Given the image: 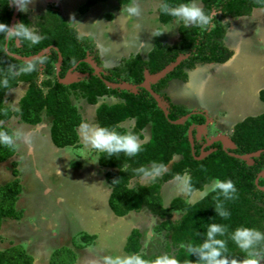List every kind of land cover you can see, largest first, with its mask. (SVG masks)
I'll use <instances>...</instances> for the list:
<instances>
[{"label":"trees","instance_id":"16d2710c","mask_svg":"<svg viewBox=\"0 0 264 264\" xmlns=\"http://www.w3.org/2000/svg\"><path fill=\"white\" fill-rule=\"evenodd\" d=\"M90 1L94 3L100 0ZM90 1L83 10L89 7ZM116 1L120 5H127L133 0ZM163 2L176 6L180 3H189L191 0ZM199 2L205 13L214 17L212 25L207 30L186 27L180 23L179 40L176 44L171 46L156 44L145 59L138 54L124 59L119 67L109 70L108 75H103L102 78L113 83L138 85L142 83L145 72L154 75L175 62L179 56H186L171 72L150 86L153 92L163 98V91L169 82L187 81V71L202 64H224L230 59L232 51L223 44L229 20L248 17L255 9L264 10V0H199ZM13 11L14 6L10 0H0V23L9 26ZM158 20L160 24L165 25L173 18L158 8ZM21 22L29 27L32 25L27 14L18 12L16 23ZM35 25L42 37L35 45L16 39H9L6 43L4 35L0 34V122H2L0 130H6L11 134L4 123L12 116L18 117L19 122L29 126L39 125L43 117H46L50 119V139L56 148L77 146V128L82 119L71 98L82 99L89 106H95L100 99L110 97L117 99V102L111 105L106 103L98 105L95 110L96 123L102 127L115 128L118 132H125L127 130L120 125L127 120H133L134 126L131 131L142 139L141 132L149 127L150 137L143 145V150L135 157H127L123 153L112 157L100 154L98 164L105 170V183L110 189L107 200L110 211L119 218L130 212L144 210L150 212L160 220L154 231L163 233L165 251L171 252V256L177 258L180 264L188 262L195 264L196 257L190 256L180 245L202 243L206 238L207 226L212 223L225 225L228 229L225 236L217 237L227 242L228 252L225 255L229 259H245L246 254L240 251L230 237L239 227L252 228L264 233V192L259 189L264 186V177L259 178L257 185L255 184L258 173L264 169V111L257 116L245 118L233 127L230 140L235 146L234 149L225 151L220 143H216V150L197 160L196 157L200 155V143H196L193 131L192 152L187 131L192 124H202L203 116L192 115L180 125L172 124L171 122L189 114L190 111L183 105L168 103V116L165 117L146 90L139 88L135 94L107 88L102 79L94 75L92 68L83 62L77 65L75 71L88 74V77L70 85L59 83L58 80L63 78L68 70L87 57H91L99 64L97 53L93 46L84 45L79 41L76 30L70 27L57 11H53L52 7L38 18ZM47 47H52L48 55L32 61L36 64L35 71L19 75L9 72V65H15L18 70L27 64L13 55L30 57ZM58 53L62 57V63L56 76ZM5 78L8 80L7 87L3 85ZM19 83H26L27 90L19 100L17 108L19 110L15 111L5 106L4 99L5 94L16 88ZM258 98L264 103V89L259 91ZM257 151H260V154L254 157L250 164L230 156ZM13 154L14 149L0 145V162L9 159ZM175 156L179 157L178 161L173 162L164 175L148 185L135 184L133 188L129 187L131 180L141 178L138 169L148 168L153 162L168 166ZM185 172L191 177L194 191H202L204 186L215 179L233 181L237 189V198L224 201L226 210L230 212L228 219H223L215 213L214 196L217 193L212 191L193 204H187L183 199L175 197L167 207L163 206L159 192L161 184L174 180L178 174L183 175ZM13 174L15 176L16 171ZM20 192L18 178L0 186V225L4 219L21 218L22 212L15 209ZM174 212L180 217L176 221H171L170 217ZM94 238L92 235L84 234L81 241L88 245ZM140 238L139 230H132L123 251L128 255H142L145 259H155L160 255L144 253ZM260 249H264V243L259 246L258 250ZM58 253L55 252L52 256L55 257ZM68 259L69 264H74L75 257ZM53 262L51 259L50 264H55ZM0 264H32V258L20 247L11 246L0 251Z\"/></svg>","mask_w":264,"mask_h":264},{"label":"rangeland","instance_id":"374dc122","mask_svg":"<svg viewBox=\"0 0 264 264\" xmlns=\"http://www.w3.org/2000/svg\"><path fill=\"white\" fill-rule=\"evenodd\" d=\"M88 1L33 0L24 14L32 22L30 27L39 34L35 23L52 7L76 30L79 41L93 46L99 59L96 65L104 75L134 55L145 59L156 44L171 46L179 40L180 24L173 19L163 25L158 20L161 0H136L141 10L138 17L128 12L133 1L127 5H120L116 0L90 1L89 7L83 10ZM197 2L200 4L199 0ZM229 22L223 44L232 51L230 59L224 64L199 65L187 71L186 82L173 80L163 91L162 99L167 107L169 104L183 105L190 112L205 114L208 124L216 121L213 133L206 126L199 131L194 129L195 140L207 134L211 139L216 136L229 139L236 124L264 111V103L258 98L259 91L264 89V10L255 9L248 17ZM162 31L169 32L155 36ZM26 90L27 84L19 83L5 94V106L17 109ZM71 101L82 121L96 123L98 105H111L117 99H100L95 106L74 97ZM4 125L11 133L20 131L29 135L32 143L29 147L22 140L17 141L18 148L14 149L13 156L0 162V186L15 178L20 182L21 192L15 209L22 212L19 220H2L0 251L11 246L20 247L32 258V264H50L51 259L55 264H69L70 257H75L74 264H93L106 255H128L123 251L126 239L132 230L138 229L144 253L171 256V252L165 251L163 233L154 231L160 220L150 212H130L119 218L110 211L105 170L98 163L92 164L90 156L88 161L81 159L83 157L76 151L82 147L78 133L77 146L60 149L51 142L49 118L43 117L39 125L29 126L12 116ZM120 126L131 130L134 121L127 120ZM141 135L142 140L147 137L148 141L149 127ZM178 159L175 156L168 169ZM150 183V180L133 179L129 187ZM159 192L164 207L175 197L187 204L200 200V191H193L190 196L178 195L174 180L162 183ZM189 199L194 202L188 203ZM179 217L174 212L170 220L176 221ZM84 234L95 238L86 245L81 241ZM55 252L59 253L53 257Z\"/></svg>","mask_w":264,"mask_h":264},{"label":"clouds","instance_id":"9594fccd","mask_svg":"<svg viewBox=\"0 0 264 264\" xmlns=\"http://www.w3.org/2000/svg\"><path fill=\"white\" fill-rule=\"evenodd\" d=\"M11 4L16 7L18 12L27 13L28 5L33 3V0H10ZM159 10L174 19L177 24L183 23L186 27H198L202 30H207L212 25L213 15L206 14L203 7L197 0H191L189 3H180L176 6L161 2L158 4ZM130 16L138 17L140 15V7L136 0H133V5L128 8ZM73 22H75L73 20ZM169 31H162L155 34L160 36ZM0 34H3L6 40L16 39L29 42L30 45L38 44L42 37L34 28L25 25L24 23H16L9 27L7 24L0 23ZM154 36V37H155ZM103 55V48L100 49ZM42 62V61H41ZM9 72L13 75L20 73H28L36 70L34 62H28L26 66L16 69L15 65H9ZM4 87L8 86L7 78L3 81ZM18 111L19 109H14ZM2 123V122H0ZM77 133L80 138L81 148L76 149L86 161L90 156L93 161L92 164H97L100 161V154H106L107 157L119 155L123 153L127 157H135L142 150L143 145L147 142V137L143 140L131 130L125 132H118L115 128L102 127L96 123H89L82 121ZM230 139V138H229ZM22 140L26 145L31 147V137L20 131H13L9 134L6 130H0V145L9 149L18 148L17 141ZM76 158V157H73ZM141 174L142 180L155 181L168 171V167L163 163L153 162L148 168H140L137 170ZM60 173V172H59ZM61 174V173H60ZM174 183L177 187L178 195L190 196L194 191L191 185V177L185 172L183 175H177L174 178ZM209 191L217 193L214 196L215 213L223 218L228 219L230 212L226 210L224 201H231L236 199L237 189L233 181L215 179L212 181L211 187H205L200 191V199L206 197ZM191 199L188 203H193ZM228 229L225 225L212 223L207 226L206 238L202 243L194 245L189 243L187 245L181 244L180 247L186 249L190 256H195V264H261L264 261V249L258 250L259 246L264 243V233L247 227H239L231 234V240L246 254L243 260L235 258L229 259L225 253L228 252L227 242L223 237ZM93 264H180V261L167 254L159 255L155 259H145L142 255H106L101 257L99 261H94ZM192 264V262H188Z\"/></svg>","mask_w":264,"mask_h":264},{"label":"water","instance_id":"95a60500","mask_svg":"<svg viewBox=\"0 0 264 264\" xmlns=\"http://www.w3.org/2000/svg\"><path fill=\"white\" fill-rule=\"evenodd\" d=\"M17 16H18V11H17L16 7L14 6V11L12 13V17H11L9 27H11L13 24H16ZM7 42H8V40H6V43ZM5 47H6V45H5ZM51 48L52 47H47V48L43 49L42 51H40L38 54H36L34 56H30V57H22V56H18V55H13V56L16 59H18L19 61H22L24 63H28V62H32V61L39 59L43 55H48ZM185 58H186V56H179L175 62L167 65L163 70H161L160 72H158L154 75H150L147 72H145L144 73V79H143L142 83L138 84V85H133V84H129V83H113V82L105 81L102 78V76L104 74L101 73V70L97 67L95 61L92 60L91 57H87V58L77 62L70 70H68V72L65 74V76L63 78H60L58 81H59V83H61L63 85H70L74 82L81 81L78 79H77L78 81L76 80V78H78V77H82V78H83V76H84V78L88 77V74H81L78 72L76 73V71H75L78 64H80L81 62L87 63L92 68L94 75L101 78L103 83L105 84V86L107 88L118 89L121 91L132 92L135 94L137 93L139 88L146 90L155 100L157 107L164 113L165 117H167L168 116V110H167L166 103L163 101V99L158 94H156L155 92H153L151 90L150 86L152 84L156 83L157 81H159L160 79H162L166 74L171 72ZM61 63H62V57L58 53V59H57V63L55 66L56 67V70H55L56 76H58V73L60 71ZM72 72H75V73H72ZM191 115H193V113H189V114H187V115L181 117L180 119L173 121L171 123L175 124V125H180V124L184 123L185 121H187ZM204 127H205V125H199V126L191 125L188 128L187 135H188L189 143L191 145L192 152L194 150L193 149V147H194L193 131H194V129H196L198 131L202 130ZM215 142H219L222 145V149H224L225 151L227 149L231 150V149L235 148V146L231 142V140L224 137V136H216V137L212 138L211 141H209L207 145H211L212 143H215ZM202 149L200 151V155L196 157L197 160L203 159L204 157H206V155H208L211 152V151L206 152V151H203ZM259 154H260V151H257L254 153H248V154H244V155L230 154V156H232L236 159L245 161L247 164H250L252 159L254 157H257ZM261 176L264 177V169H262L261 172L258 173L256 180H255L256 185L258 183V179L261 178ZM259 189L264 192V186L259 187ZM261 264H264V261H262Z\"/></svg>","mask_w":264,"mask_h":264},{"label":"flooded vegetation","instance_id":"af4514ba","mask_svg":"<svg viewBox=\"0 0 264 264\" xmlns=\"http://www.w3.org/2000/svg\"><path fill=\"white\" fill-rule=\"evenodd\" d=\"M206 65H211V64H206ZM213 65V64H212ZM169 85V84H168ZM168 88V87H167ZM160 96V95H159ZM205 112V111H204ZM190 113H193V115H201V116H203L204 117V121H203V123L202 124H192V125H196V126H199V125H205L206 126V128L208 129V128H210V132L211 133H213V132H215L214 131V128H215V124H216V121L214 120V121H212V122H210L209 124H208V122H209V119H208V117L205 115V114H203V113H201V112H199L198 111V113H194L193 111L192 112H190ZM192 116V115H191ZM233 131V130H232ZM213 134H211V136H212ZM210 137V135L209 134H207V137H204V138H202L201 137V139H199V140H196V143H200V151H201V149L204 151V150H206V152L207 151H211V152H213L214 150H216V148H215V144L216 143H219V142H215V143H212L211 145H207L208 144V142L209 141H211V138H209ZM230 138V137H229ZM221 145V144H220ZM221 147H222V145H221ZM224 150V149H223ZM227 150H230V149H227ZM210 152V153H211ZM207 156V155H206Z\"/></svg>","mask_w":264,"mask_h":264},{"label":"crops","instance_id":"0c3cea01","mask_svg":"<svg viewBox=\"0 0 264 264\" xmlns=\"http://www.w3.org/2000/svg\"><path fill=\"white\" fill-rule=\"evenodd\" d=\"M151 215V214H150Z\"/></svg>","mask_w":264,"mask_h":264}]
</instances>
